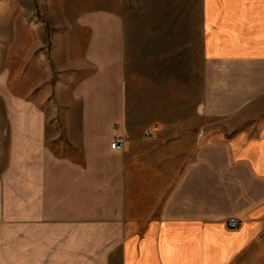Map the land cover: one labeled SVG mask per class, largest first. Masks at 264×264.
<instances>
[{
	"label": "crops",
	"instance_id": "crops-1",
	"mask_svg": "<svg viewBox=\"0 0 264 264\" xmlns=\"http://www.w3.org/2000/svg\"><path fill=\"white\" fill-rule=\"evenodd\" d=\"M141 1L127 20L83 21L96 70L74 93L83 157L60 158V264H264V131L147 130L125 91L132 40H152L168 69L198 72V120L250 112L264 101V0Z\"/></svg>",
	"mask_w": 264,
	"mask_h": 264
},
{
	"label": "rangeland",
	"instance_id": "rangeland-1",
	"mask_svg": "<svg viewBox=\"0 0 264 264\" xmlns=\"http://www.w3.org/2000/svg\"><path fill=\"white\" fill-rule=\"evenodd\" d=\"M143 11L141 0H0V264H60V158L83 157L75 147L83 108L74 93L96 70L86 58L92 31L83 21ZM132 42L125 91L147 130L264 131V101L229 121L198 120V72L178 63L168 69L173 57L153 55L152 40Z\"/></svg>",
	"mask_w": 264,
	"mask_h": 264
},
{
	"label": "built area",
	"instance_id": "built-area-1",
	"mask_svg": "<svg viewBox=\"0 0 264 264\" xmlns=\"http://www.w3.org/2000/svg\"><path fill=\"white\" fill-rule=\"evenodd\" d=\"M127 140L124 136L116 137L111 143V149L115 152H123L126 149ZM229 224L232 228H238L240 221L237 218H232L229 221Z\"/></svg>",
	"mask_w": 264,
	"mask_h": 264
}]
</instances>
